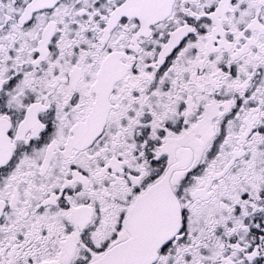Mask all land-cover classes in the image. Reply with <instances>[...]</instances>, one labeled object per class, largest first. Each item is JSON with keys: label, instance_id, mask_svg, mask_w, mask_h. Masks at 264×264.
<instances>
[{"label": "snow or ice", "instance_id": "snow-or-ice-1", "mask_svg": "<svg viewBox=\"0 0 264 264\" xmlns=\"http://www.w3.org/2000/svg\"><path fill=\"white\" fill-rule=\"evenodd\" d=\"M0 264H264V0H0Z\"/></svg>", "mask_w": 264, "mask_h": 264}]
</instances>
